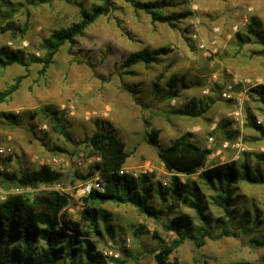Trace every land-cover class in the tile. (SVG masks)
Returning <instances> with one entry per match:
<instances>
[{
  "label": "rangeland",
  "instance_id": "374dc122",
  "mask_svg": "<svg viewBox=\"0 0 264 264\" xmlns=\"http://www.w3.org/2000/svg\"><path fill=\"white\" fill-rule=\"evenodd\" d=\"M101 1L0 0V26L7 19L27 25L23 35L0 30V46L42 56V40L51 30L68 26L78 19L82 7ZM170 1L174 5L165 8V13H188L174 28L152 22L150 14L134 8L130 1L113 0L107 15L92 22L73 44L59 47L43 73L38 62H31L27 69L18 64L0 68V90L18 75L24 76L18 89L0 102V114L9 112L17 119V123H9L0 116V147L10 148L0 153V172L18 174L22 169L48 165L61 173L55 183L68 194L69 202L60 218L70 222L68 231L74 221L79 222L81 237L94 241L96 249L108 257L103 263L86 264H164L174 258L176 264L241 260L264 264V246L255 247L247 241L264 235V224L254 218L257 213L264 216V184L246 182L236 184L232 205L236 218L226 221L229 228L242 232L239 237L205 236L201 246L184 238L164 256L163 247L180 236L169 229L174 215L189 213L197 235L204 223L192 208L172 196L171 174L157 150L184 137L211 149L206 167L244 157L254 163L252 154L264 152V138L246 119L251 114L264 128L263 104L248 92L256 84H264L263 46L254 37L239 46L236 38L237 33H246L252 19L264 38V0ZM159 46L170 50L156 62L123 65L129 53ZM233 79L236 82L227 89ZM224 91L229 96H223ZM186 104L201 112H176ZM44 105L58 110L77 144L51 130L39 112ZM151 128L159 131L154 144L148 139ZM99 129L123 141L128 154L123 170L139 184L145 175V185L151 188L148 205L154 215L129 203L107 201L99 206L96 229L81 219V184L93 177L95 169L100 171L95 164L102 163L101 156L83 140ZM178 176L196 183L206 202L207 223L217 233L215 218L221 211L210 202L212 192L197 174ZM0 188L3 198L13 193L32 197L45 191L38 184L21 186L5 181L1 175ZM245 213L250 216L248 223L241 220Z\"/></svg>",
  "mask_w": 264,
  "mask_h": 264
},
{
  "label": "trees",
  "instance_id": "16d2710c",
  "mask_svg": "<svg viewBox=\"0 0 264 264\" xmlns=\"http://www.w3.org/2000/svg\"><path fill=\"white\" fill-rule=\"evenodd\" d=\"M132 5L150 14L152 22H163L170 27H176V22L187 16L186 11L165 13L164 9L174 5L170 0L134 1ZM113 6V0H102L99 4H92L88 8L79 10L78 19L65 27L51 30L48 36L42 40L44 53L37 56L33 53L25 55L20 49H12L8 45L0 46V68L12 64H18L25 69L31 62L41 64L39 70L43 73L52 62L54 54L65 43L73 44L77 36L82 35L84 30L98 17L107 15ZM26 24H20L14 19H7L0 26V30L10 31L15 36L26 32ZM255 38L262 44L264 52V38L258 28L255 19L249 23L246 33H237L236 38L239 46ZM169 46H159L154 49L142 48L127 55L123 65L128 67L133 64H150L156 62L158 57L169 52ZM257 52V51H255ZM24 76L18 75L14 82L0 90V102L9 98L19 87ZM157 87V83L154 84ZM251 96H256L264 107V84H256L249 89ZM175 94V93H172ZM39 112L47 118V124L55 133L62 135L67 141L77 144L70 133L66 130L63 117L57 109L50 105L39 107ZM177 113L198 115L201 111H194L190 104H186ZM0 116L9 123H17L16 117L9 112H3ZM247 125L255 129L264 138V128L255 117L247 114ZM159 131L151 128L148 139L151 144L157 142ZM92 150L99 154L102 163H96L100 169V184L103 191L92 189L83 196L84 208L81 211V219L87 224L97 227V215L99 206L107 201L115 203H129L138 211L148 215H154L155 211L148 205L151 197L150 187L145 185V175L142 182L130 173L123 170L128 156L125 145L114 133L99 129L84 140ZM211 149L201 146L194 141L180 137L171 143L160 147L157 156L163 167L170 176V191L180 203L194 210L204 223L201 232L194 234L196 229L193 217L186 212L174 215L170 221L169 229L180 234L172 243L163 247L164 256L176 248L184 238L191 239L196 246L204 243V237L212 239L222 236L239 237L242 232L227 226L226 221L236 218L233 205L234 192L238 182L250 184H264V152L253 153L255 162L244 157L240 160L219 162L206 167V161ZM178 174H197L210 190V202L218 207L221 215L215 218L218 232H212L207 223L204 196L200 194L196 183L192 180L182 181ZM0 175L5 181L21 186H35L39 183H53L61 179V173L51 169L48 165H41L34 170H21L18 174L3 171ZM84 178V177H83ZM69 197L66 192L50 189L35 193L32 197L25 193L8 194L0 200V264H86L103 263L106 258L96 249V243L87 237H81L80 223L73 222L72 230L68 231L70 222L60 218V212L68 204ZM160 213V209L157 211ZM257 213L254 218L264 224V216ZM250 216L246 213L241 219L248 223ZM259 217V218H258ZM157 237V235H154ZM248 244L255 247L264 246V235L261 237H248ZM111 260H116L110 257ZM164 264H176L172 262ZM222 264H257L253 261L241 260L233 263Z\"/></svg>",
  "mask_w": 264,
  "mask_h": 264
},
{
  "label": "built area",
  "instance_id": "2783aa9c",
  "mask_svg": "<svg viewBox=\"0 0 264 264\" xmlns=\"http://www.w3.org/2000/svg\"><path fill=\"white\" fill-rule=\"evenodd\" d=\"M232 82H233L232 84L227 85V89L232 88V85L236 82V79H233ZM223 96H229V95L227 94L226 91H224ZM257 122H259V121L257 120ZM9 150H10L9 147H0V153L1 154H5ZM54 161H57V160L54 159ZM51 169H53V168H51ZM2 170H3V168L0 167V171H2ZM99 180H100V171L98 169H95L93 171V177L91 179L84 181L81 184L83 195L89 194L92 191V189H96L98 191H103V186L100 184ZM38 185L41 186V188H43L45 190L55 189V190L62 191V189L59 187V185L55 182H53V183H39ZM2 193H3V191L0 188V198H3Z\"/></svg>",
  "mask_w": 264,
  "mask_h": 264
}]
</instances>
